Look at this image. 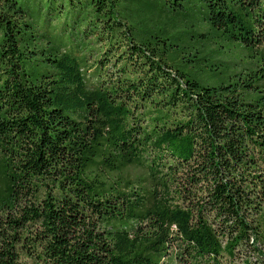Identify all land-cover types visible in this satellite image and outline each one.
Wrapping results in <instances>:
<instances>
[{"label":"trees","instance_id":"trees-1","mask_svg":"<svg viewBox=\"0 0 264 264\" xmlns=\"http://www.w3.org/2000/svg\"><path fill=\"white\" fill-rule=\"evenodd\" d=\"M194 1L0 0V264H264V0Z\"/></svg>","mask_w":264,"mask_h":264},{"label":"rangeland","instance_id":"rangeland-1","mask_svg":"<svg viewBox=\"0 0 264 264\" xmlns=\"http://www.w3.org/2000/svg\"><path fill=\"white\" fill-rule=\"evenodd\" d=\"M199 4L200 3L196 0L194 2H190L187 5L188 12L190 14L197 16V17H201L202 10H200L198 8ZM211 48H214V46H212ZM224 51H226V49ZM239 53H240V51L236 50V49L228 50L227 53H225V52L223 53L222 59L228 60L230 62V64H236L237 68H242V65L244 64L245 61L240 59ZM209 58H211V55H206L204 57H203V55H201V59L198 62L193 64V68H206V69H204L205 73H204V76L202 77L201 82L203 84H207L210 86H218L226 80V75L220 74V75H216V76H211L208 73L209 69L207 68V65L209 64ZM127 176L133 181H135L137 179H144L146 177V171H145L144 167H140V166L132 167V168H129L127 170ZM2 182H3V177L1 176V173H0V188L2 187ZM170 232H175V229L171 228ZM175 249L170 251L169 256L166 258L167 260L173 259V256L175 257V255L178 252V249H176L177 252Z\"/></svg>","mask_w":264,"mask_h":264}]
</instances>
